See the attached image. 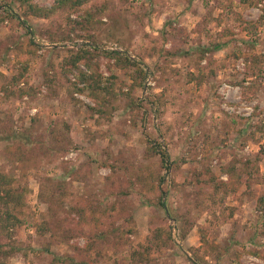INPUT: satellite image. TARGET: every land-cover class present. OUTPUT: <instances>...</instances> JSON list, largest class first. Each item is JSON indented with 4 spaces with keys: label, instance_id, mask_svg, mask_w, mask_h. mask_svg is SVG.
Masks as SVG:
<instances>
[{
    "label": "rangeland",
    "instance_id": "obj_1",
    "mask_svg": "<svg viewBox=\"0 0 264 264\" xmlns=\"http://www.w3.org/2000/svg\"><path fill=\"white\" fill-rule=\"evenodd\" d=\"M0 121L5 264H264V0H0Z\"/></svg>",
    "mask_w": 264,
    "mask_h": 264
},
{
    "label": "trees",
    "instance_id": "obj_2",
    "mask_svg": "<svg viewBox=\"0 0 264 264\" xmlns=\"http://www.w3.org/2000/svg\"><path fill=\"white\" fill-rule=\"evenodd\" d=\"M21 6L25 7L27 9V12H29L30 14L36 15V16H40V17H47L49 12L51 10H53L55 7H62L66 4L70 5V6H77L80 5L84 2V0H55L54 5H51L50 7L44 6V5H40L39 3H37L35 0H17ZM226 43L222 42V43H215L213 45H211V47H203L201 49H199L201 58H205L207 55V52L209 51V49H213V50H217L219 48H221L222 46H224ZM83 55H78L75 57L74 60H72L73 66H77V63L80 62L81 57ZM108 56L110 58H117V63L120 61H123V63L125 65H135L136 67V75H140V76H144V70L136 63L133 62L132 60H130L128 57L126 56H120V54L116 51H112L110 53H108ZM201 69H203V67H201ZM205 69V67H204ZM205 71H203L204 74ZM205 75L201 76V78H203V80H205ZM15 130L11 129V128H4L2 126V121H0V141H6L8 144V146L11 145L10 149L14 150L16 152V150H20L22 145H24V150H32V141L29 136L31 134H27L24 136H17L15 134ZM25 137V138H23ZM16 139V140H15ZM21 141L20 144L17 143L18 140ZM15 142L14 144L12 143ZM37 143L39 145L40 142H34ZM259 152L264 155V145H262V147H260ZM160 158H161V164L162 166H164V168L168 169V155L166 152H164L163 150L160 151L159 153ZM11 182H12V178L8 177L4 172L0 171V235L5 236V238H7L9 241L10 239H12V231L13 228L20 223V220L17 217H14L11 212H10V207L14 206L17 202L18 199H20V195L18 193H14V190L11 186ZM10 219H12L13 221H10ZM100 236H103V234H98L96 235L97 238H100ZM15 250V247L10 244V243H0V258L1 256H6L9 255L10 253H13ZM65 258L67 257H63V256H59V255H55L53 257V259L55 261H63ZM70 263L74 264V260L70 259ZM0 264H5L3 261H1L0 259ZM75 264H78L77 262Z\"/></svg>",
    "mask_w": 264,
    "mask_h": 264
}]
</instances>
